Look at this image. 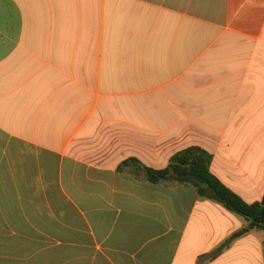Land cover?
I'll return each instance as SVG.
<instances>
[{"label": "crops", "instance_id": "crops-1", "mask_svg": "<svg viewBox=\"0 0 264 264\" xmlns=\"http://www.w3.org/2000/svg\"><path fill=\"white\" fill-rule=\"evenodd\" d=\"M192 146L263 199L264 0H0V264H264Z\"/></svg>", "mask_w": 264, "mask_h": 264}, {"label": "trees", "instance_id": "trees-1", "mask_svg": "<svg viewBox=\"0 0 264 264\" xmlns=\"http://www.w3.org/2000/svg\"><path fill=\"white\" fill-rule=\"evenodd\" d=\"M212 155L198 146L189 147L177 153L164 169L145 167L148 180L158 183L168 177L181 183L196 187L202 197L210 198L222 204L228 210L244 217L248 226L234 236L243 235L251 230H264V196L261 201L246 202L239 194L226 186L211 171Z\"/></svg>", "mask_w": 264, "mask_h": 264}]
</instances>
